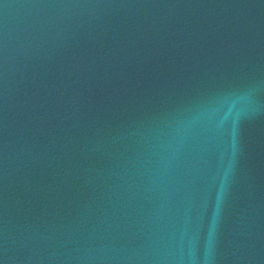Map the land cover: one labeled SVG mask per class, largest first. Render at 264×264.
Segmentation results:
<instances>
[{"label":"water","instance_id":"1","mask_svg":"<svg viewBox=\"0 0 264 264\" xmlns=\"http://www.w3.org/2000/svg\"><path fill=\"white\" fill-rule=\"evenodd\" d=\"M0 264H264V0H0Z\"/></svg>","mask_w":264,"mask_h":264}]
</instances>
